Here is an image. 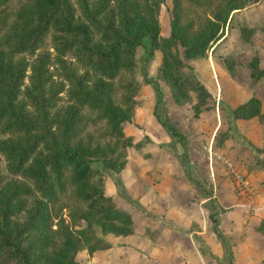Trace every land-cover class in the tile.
<instances>
[{"label": "trees", "instance_id": "1", "mask_svg": "<svg viewBox=\"0 0 264 264\" xmlns=\"http://www.w3.org/2000/svg\"><path fill=\"white\" fill-rule=\"evenodd\" d=\"M256 1L172 0L171 31L163 35L153 0H120L116 10L110 0H79L78 13L72 0H0V134H8L0 142V264H77L84 259L77 257L80 240L88 255L105 246L96 226L117 235L135 231L96 165L119 167L127 157L131 137L123 125L140 86L135 47L146 36L170 72L181 62L172 46L187 55L204 51L234 9ZM47 42L70 83L64 98L45 92L47 53L33 62L14 58ZM249 65L253 79L264 75L256 58ZM233 115L264 122L256 96Z\"/></svg>", "mask_w": 264, "mask_h": 264}, {"label": "rangeland", "instance_id": "2", "mask_svg": "<svg viewBox=\"0 0 264 264\" xmlns=\"http://www.w3.org/2000/svg\"><path fill=\"white\" fill-rule=\"evenodd\" d=\"M72 1L78 13L79 0ZM153 1L159 30L169 35L172 0ZM119 3L110 0L114 10ZM218 35L190 55L172 46L181 62L170 72L146 36L135 47L140 86L132 119L123 125L131 137L127 157L119 167L96 165L104 170L105 192L130 213L136 231L117 235L95 225L105 246L88 255L80 240L77 257L85 260L77 264H100L143 239L176 246L182 264H264V122L233 115L250 96L259 97L264 111V75L253 79L249 65L256 58L264 69V0L234 9ZM40 52L48 54L46 94L64 98L70 83L59 74L50 43L14 58L33 62Z\"/></svg>", "mask_w": 264, "mask_h": 264}, {"label": "crops", "instance_id": "3", "mask_svg": "<svg viewBox=\"0 0 264 264\" xmlns=\"http://www.w3.org/2000/svg\"><path fill=\"white\" fill-rule=\"evenodd\" d=\"M136 231V230H135ZM113 249H117L113 246ZM119 247V246H118ZM124 248V246H122ZM112 247L107 248V254ZM128 246L125 245V250ZM176 246L163 245L157 241L143 239L131 251L101 259L100 264H182V255ZM85 258L83 259V261Z\"/></svg>", "mask_w": 264, "mask_h": 264}, {"label": "built area", "instance_id": "4", "mask_svg": "<svg viewBox=\"0 0 264 264\" xmlns=\"http://www.w3.org/2000/svg\"><path fill=\"white\" fill-rule=\"evenodd\" d=\"M235 175L240 181L242 180V177H241V175H239V173H235Z\"/></svg>", "mask_w": 264, "mask_h": 264}]
</instances>
